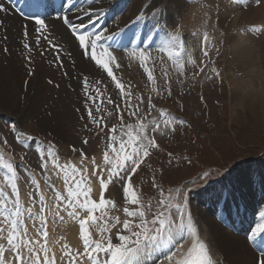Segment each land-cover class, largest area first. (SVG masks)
Here are the masks:
<instances>
[{"label":"snow or ice","instance_id":"snow-or-ice-1","mask_svg":"<svg viewBox=\"0 0 264 264\" xmlns=\"http://www.w3.org/2000/svg\"><path fill=\"white\" fill-rule=\"evenodd\" d=\"M234 2L243 6L247 0ZM73 8H77L73 0H66L60 9L67 11L58 10L55 20L77 42L82 58H86L97 70L95 79L81 77L86 116L82 115L80 119L88 122L84 127L90 132L95 129L94 135L98 140L105 141L104 148L98 159L95 155L89 157L84 147L77 149L70 146L73 152H79L80 163L62 162L52 141L43 144L21 132L15 123L10 126L9 131L24 155L16 162L0 154V170H3L0 179V264H223L216 254L214 240L203 237L193 219L189 199L192 189L185 187L173 192L170 188L166 193L157 182L154 170L151 188L157 190L159 198L145 203L134 183L147 161L154 153L162 151L158 137L175 135L177 126L187 123L177 114L154 103L165 92L169 97L172 95L170 68L179 80L186 75V65H191L199 69L192 74L195 78L204 73L205 60L198 64L191 54L183 58L182 53L186 48L180 34L163 27L160 31L165 33L166 38L156 49L150 51L151 45L142 47L147 40L153 39L152 36L142 37L135 31L143 19V12L113 31L98 24L105 8L96 7L95 0L86 8L77 10V16L87 17V23L83 20L73 21L68 15ZM7 11L8 8L0 3V12ZM28 19L34 23L35 45L39 47L42 41L46 42L56 52L55 59L59 61L63 49L57 41L52 19L39 15L29 16ZM89 25L92 26L91 30ZM250 30L259 29L253 26ZM121 34L128 37V43L122 49L100 43L101 40H114ZM22 35L23 49L32 53L34 47L28 42L31 33L27 26H24ZM213 47L212 37L204 32L199 45L203 58H209ZM154 53H159V57ZM24 59L31 64V55ZM125 59L136 62L146 75L150 85L146 100L134 85L118 75ZM157 63L161 65L163 87L158 85L154 74ZM58 66L63 67L62 62ZM128 66L131 67V64ZM211 72L216 77L220 75L215 67L211 68ZM28 74L34 75V69L29 67ZM48 83L53 82L49 80ZM75 111L80 112L81 109ZM113 117L117 123L108 127ZM2 143L14 157L15 151L8 140L5 138ZM89 143V138L82 141L83 145ZM28 151L38 156L35 168L26 162ZM171 155L169 153L170 158ZM246 163L233 161L224 169L202 171L196 176L201 183L191 182L201 191L213 188L217 203L221 204V222L225 219L223 202L231 199L236 215L243 223L240 204L235 203L237 192L241 199L244 196L243 186L238 187L231 180ZM37 175L43 179V188ZM56 176L62 179V189L53 181ZM20 181L27 189L25 193L21 191ZM45 191H50L52 196L46 197ZM121 197L123 218L119 214H110L112 210L120 211L118 201ZM49 199L53 201L52 204L48 203ZM65 215L78 225L79 244L73 248L64 242L57 257L48 244L49 219L53 222L57 219L65 221ZM26 221H31V227ZM258 221L244 229L243 236L245 245L254 253L253 264H264V214L258 217ZM186 241H190L187 248Z\"/></svg>","mask_w":264,"mask_h":264},{"label":"rangeland","instance_id":"rangeland-1","mask_svg":"<svg viewBox=\"0 0 264 264\" xmlns=\"http://www.w3.org/2000/svg\"><path fill=\"white\" fill-rule=\"evenodd\" d=\"M230 1L232 2L231 4L237 5L234 0H227L228 3H230ZM41 2L40 0H33V2H28V7L21 5L17 9L13 7V10H15L14 12L9 9V12H0V55L3 54L4 56L6 55L7 58L12 57L17 60L21 59L20 61L22 62L24 68L23 75H20L21 78L23 77V85L21 87L22 92L19 93V99L21 102L20 107L22 109H16L17 112H11L5 107L1 106L2 108H0V154H3L6 159H14L16 162H19L20 157L24 155V151L15 143V137L9 131L10 126L15 123L21 132L35 137L36 140L43 144H47L48 141H52L56 145L62 162L70 161L79 165V152H73L70 146H75L77 149L84 147L89 157L95 155L99 159L105 144L104 140H98L94 135L95 129L93 128L90 132L84 127V125L88 122L80 119L82 115L86 116V113L83 111L85 97L82 92L81 77L88 76L90 79H95L98 74L92 63L88 62L86 58H82V56L80 58L81 53L78 49L77 42L74 41L64 27L59 26L61 25L60 22L55 20L57 11L62 10L59 8L60 5L66 2H63V0H41ZM259 2L256 0L254 5H259ZM261 2L264 3V0H261ZM0 3H2L1 0ZM160 6L164 8V4L158 3L149 11L146 17L148 18V16L152 17L156 15V11L161 8ZM243 7L245 6L243 5ZM123 12L124 11L122 10V12L118 14ZM35 15L47 18L49 17L50 19L53 18V22H58L59 25L56 23L53 24L55 26L57 41L61 44V48L63 49V51L60 52L59 61H56L55 59L56 52L52 50L46 42H41L42 45L39 46L40 48L35 45L34 38L36 33L34 34L35 31L33 30L34 23L28 19L29 16ZM11 16L17 17L16 26H20L19 31H17V27H10L9 22H6V18H11ZM179 20L180 19L177 17H174L171 20L167 18L165 29L169 32L179 33L183 36L182 32L179 31L181 24ZM25 25L31 33L28 42H32L31 44L34 47V51L32 52L33 54L28 53L25 49L23 50V47H21L23 40L22 34ZM247 25H252V23L247 22ZM4 26L8 27L12 32L14 45H11L5 31L6 27ZM3 28L4 32L2 31ZM65 32L67 36H65ZM246 33H249V31H246ZM15 43L16 47H14ZM126 44L127 42L122 46L124 47ZM159 44L160 42L157 41L156 45L151 47L150 51L156 49ZM70 46H72V48ZM123 47H121V49ZM198 49L199 46H197L190 54L199 64L202 56L198 52ZM40 53H43L44 56ZM69 53H71V56H69ZM262 53L264 58V48ZM154 54L159 57V53ZM216 54L217 57L214 61L204 59L206 67L210 66L209 73H211V77L215 80L218 77L211 72L212 67H215L219 71V76L223 75L225 72V76L228 77L234 72V70L229 69V62L231 58H224L222 56L221 49H218ZM28 55L32 56L31 64L24 59V56ZM187 55H189V53L186 51L182 53V57L185 59ZM73 60L75 61V64H73ZM165 60L167 61V57H165ZM36 61H41L40 64L43 63L42 65L45 68L50 69L49 72L51 73H47L46 75H44L45 73H40L38 76L39 85L31 84L34 76L37 75L35 72L37 69L35 65ZM61 62L63 67L58 66ZM168 63L170 66V62ZM128 64H131V70L138 65L136 62L129 60ZM3 65H5L4 62ZM29 67L34 69V75L30 76L27 74ZM137 67L140 71L138 73L140 77L138 78H132L131 72H125L127 68L124 66L122 69L118 70V75L122 76L125 82H130L134 85L135 90L143 94L146 100L150 85H148L147 78L143 73V70L139 66ZM260 70L263 73L261 79V81H263L264 61ZM161 71V65L157 63L154 74L157 77L158 85L163 87L164 80L162 78ZM194 72H197V68H193L191 65H186V75L184 77H180L178 80L176 74L172 72L170 68L172 95L169 97L165 92L163 97L155 99L154 103H156L159 108H166L170 112L177 114L186 120L187 123L182 126L178 125L175 135L165 136L162 138L158 137V142L160 143L162 151L154 153L151 159L147 161V164L142 167L139 176H137L134 181L142 193L145 203H147L150 199L159 198L157 190L151 188V177L154 170H156L155 174L157 182L163 186L166 193L170 188L173 192H175L176 189L183 190L185 187L192 189V194L189 198L191 213L193 211V207L196 208L198 206L199 201H205L204 198L207 197L208 193H210V195H214V190H212L211 187H209L207 191H201L199 188H196L193 183H191L192 181H195V184L201 183L196 179L197 173L210 169H224L233 161H247V163L243 165V170L235 173L232 180L235 177H239L240 179H243L244 177L245 180L248 178L252 183L257 182L259 185H262V180H264V118L250 119L246 109L243 106H238L234 102V98L231 100L232 96L229 94L231 89L229 90L227 81L224 78L223 82L226 86L216 85L215 88V85L211 84L210 86V84L206 82V79H202L204 73L193 78L192 74ZM65 73H67V75ZM49 80L53 83L49 84ZM26 81L27 83H25ZM40 82H44L46 85L41 86ZM56 85H59V87H56ZM48 87L54 88L52 93L47 91L49 89ZM45 89L46 91L44 92ZM58 94H60V96ZM50 99H54L55 101L53 100V102ZM77 108H80L81 111L76 112L75 109ZM211 108H215L218 111L217 116L214 118H210L206 115V112ZM252 120H255L256 122H252ZM59 123L62 127L57 126ZM114 123H117L115 117L111 119L108 127H111ZM89 127L91 128L92 126L89 124ZM5 138L15 151L14 157L10 155V149L2 143ZM85 138H89V145L82 144V141ZM169 153L172 154L171 158L169 157ZM170 159L171 163H169ZM37 161L38 156L32 151H28L26 162L35 168ZM148 165H151V167H148ZM2 172L3 170H0V179H2ZM261 176L263 178H261ZM37 179L41 181V186L43 188L44 185L42 177L37 175ZM53 181L58 188L62 189L63 182L60 177H53ZM20 184L22 193H25L27 189L24 187V182L20 181ZM44 194L46 197L52 196L50 191H45ZM24 198L25 200L27 199L26 196ZM52 202L53 201L51 199L48 200L49 204H52ZM118 202L120 204V211L117 212L116 210H112L110 214H119L121 215V218H123L122 197ZM260 211H262L260 205H257L253 212L257 213ZM61 215H64V213H61ZM66 219L67 216L65 215V220ZM55 222L56 226H54L53 232L55 239L58 240L63 236L61 230L64 229L66 221L60 223V220L57 219ZM26 223L29 227H31V221H26ZM33 235H35V233H33ZM9 258H11L10 255Z\"/></svg>","mask_w":264,"mask_h":264},{"label":"bare ground","instance_id":"bare-ground-1","mask_svg":"<svg viewBox=\"0 0 264 264\" xmlns=\"http://www.w3.org/2000/svg\"><path fill=\"white\" fill-rule=\"evenodd\" d=\"M29 1L33 2V0H1L5 7L13 12L15 11L13 10L14 8L17 9L21 5L28 7ZM255 1L256 0H247V3L244 5L245 7H243L231 4V1L228 3L227 0H95V6H102L105 8V13L100 17L98 24L103 26V28L111 29L113 31L116 30L117 26L123 27V25L129 20L134 19L135 15L141 14V12H143V19L136 26L135 31L139 32L140 36L142 37L146 38L147 36H152L153 39L147 40V44L142 45V47H146L148 45L153 47L156 45L157 41L161 42L166 38L165 33L161 32L160 29L161 27L165 28L167 18L170 20L174 17L180 19L179 21L181 24L179 31H181L183 34V36H180L185 42L186 52L189 54L200 45L203 33L207 32L209 36L212 37L214 45V47L210 50V56L207 59L209 61H214L217 57L216 51L221 49L222 56L224 58H231L229 62V69L234 70V72L228 77L225 76L224 72V74L219 76L216 81L213 77L211 79L207 78L208 76H211V73H209V66L205 67V72L202 79H206V82H208L210 86L212 84L215 85L216 88V85L226 86V84L223 82L224 78L227 81L229 90L231 89L232 91H229L230 96H232L231 100L234 98L233 100L238 106H243L246 109V112H248L247 114L250 119H261L264 118V80L261 81L263 73L260 70V67H262L264 61L262 56L264 48V3L259 0V5H254ZM63 2H66V0H63ZM73 3L77 5V8H73L71 12H68V15L73 19V21L83 20L85 23H87V17L83 15L78 17L77 10L79 8H86L89 4L93 3V0H82V2L81 0H73ZM158 3L164 4V8L160 6L161 8L159 7L160 9L156 11V15L152 17L148 16L147 18L146 15ZM69 7H71V5H69ZM62 10L67 11V9ZM122 10L124 12L118 14L122 12ZM16 21L17 17L14 16H11V18H6V22H9L10 27H17V31H19L20 26H16ZM247 22H251L252 25H247ZM53 23L58 24V22ZM94 23L97 22L94 20ZM253 26L259 30L251 31L250 29ZM88 27L91 30L92 26L89 25ZM2 31L4 32V28ZM5 31L12 45L14 43L12 39V32L8 27H6ZM246 31H249V33H246ZM64 34L67 36L66 32ZM116 41H119V44H116ZM126 42L128 43V37L125 34H121L120 37H117L114 40L100 41V43H103L106 46L114 45L117 48L123 47L122 45ZM139 42V39H137L138 44ZM72 46L70 47L72 48ZM128 46L131 47V45ZM14 47H16V43ZM198 52L202 56L200 48L198 49ZM5 57L6 55H0V108L5 107L8 111L17 112L16 109H22L20 107L21 102L19 99V93L22 92L21 87L23 85V77L21 78L20 75H23L24 68L22 62L20 61L21 59L17 60L12 57ZM202 59L205 58L202 56ZM3 62L5 65H3ZM40 63L41 61L35 62L36 68L38 70L36 69L35 72L37 75L34 76L31 84L39 85L38 76L40 73H45L44 75L47 73L51 74L49 72L50 69L45 68L42 65L43 63ZM128 65V60H123V66L127 68L125 72H131L132 78L140 77V75H138L140 72L139 68L137 67L138 65L133 70H131L132 66L129 67ZM198 70L199 69L197 68V71ZM40 85L42 86L46 84L44 82H40ZM48 88L49 89L47 91L52 93L54 88ZM45 91L46 89L44 92ZM58 95L60 96V94ZM215 108L208 110L206 115L210 118L216 117L218 111ZM253 121L256 122L255 120H252V122ZM57 126H61L60 123ZM261 178L263 177L261 176ZM231 182L237 184L238 187L240 185L243 186L242 191L244 192V196L241 199L239 192H237V200L235 202L240 204V212L243 215V223H241L240 217L236 215V208L234 206V202L231 199H229L227 202H223L225 219L223 222H221L219 219V209L221 204H218L216 196L210 195V193H208L207 197L204 198L205 201L201 200L198 202V206L196 208L193 207L192 216L194 221L197 223L199 230L201 231V235L214 240L215 247L217 249L216 254L221 258L223 264H253L254 253L245 245L243 231L244 229L249 228V225H254L255 222H259L258 217L261 214H264V185H259L257 182L252 183L251 180L248 178L245 180L244 177L243 179L235 177L233 180H231ZM211 189L213 190V188ZM257 205H260L262 211L254 213L253 211L256 209ZM65 221L66 225L64 226V229L61 230L63 236L56 240L53 232L56 222H53L51 218L49 219L48 244L49 247L52 248V250L56 253L57 257L60 256L61 245L64 242L69 243L73 248H76L79 244L78 225H76L75 222L71 221L68 217ZM63 222L64 221H60V223ZM189 245L190 241H186L185 248H187ZM160 259L162 260L163 257Z\"/></svg>","mask_w":264,"mask_h":264}]
</instances>
